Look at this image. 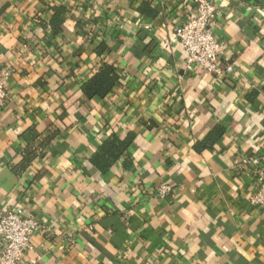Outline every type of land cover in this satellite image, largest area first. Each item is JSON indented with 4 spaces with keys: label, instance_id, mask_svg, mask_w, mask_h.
Returning a JSON list of instances; mask_svg holds the SVG:
<instances>
[{
    "label": "crops",
    "instance_id": "obj_1",
    "mask_svg": "<svg viewBox=\"0 0 264 264\" xmlns=\"http://www.w3.org/2000/svg\"><path fill=\"white\" fill-rule=\"evenodd\" d=\"M209 1L224 78L184 68L174 32L192 0H0V208L42 224L26 262L264 264L244 162L264 167V0ZM104 64L115 84L86 97Z\"/></svg>",
    "mask_w": 264,
    "mask_h": 264
},
{
    "label": "built area",
    "instance_id": "obj_2",
    "mask_svg": "<svg viewBox=\"0 0 264 264\" xmlns=\"http://www.w3.org/2000/svg\"><path fill=\"white\" fill-rule=\"evenodd\" d=\"M193 8L179 25L175 27V36L184 52V68L188 71L195 66L202 67L213 76L224 78L233 72L230 58L222 42L213 32L218 8L209 0H192ZM9 69L0 65V109L7 101L6 78ZM252 167L258 183L257 193L251 197V203L264 210V167L259 159H245ZM157 194L165 196L171 192V186L161 183ZM42 228L34 216L25 215L20 207L0 208V264H32L25 261L30 250L32 238Z\"/></svg>",
    "mask_w": 264,
    "mask_h": 264
},
{
    "label": "trees",
    "instance_id": "obj_3",
    "mask_svg": "<svg viewBox=\"0 0 264 264\" xmlns=\"http://www.w3.org/2000/svg\"><path fill=\"white\" fill-rule=\"evenodd\" d=\"M116 80L117 74L113 70V67L111 65L104 64L99 70H97L92 78L82 85L81 90L88 98H94L96 96L104 97L110 92ZM114 142L115 140L107 142L102 149H100L101 153H98L94 157L93 162L96 167L105 169L111 163L109 158L113 155L116 157L120 152L119 148L123 147V143L116 145ZM28 153L33 154L32 151H29ZM29 160L30 157L28 158L27 156L26 161L28 162Z\"/></svg>",
    "mask_w": 264,
    "mask_h": 264
}]
</instances>
